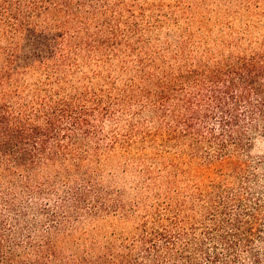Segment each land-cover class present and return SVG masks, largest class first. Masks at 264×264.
I'll list each match as a JSON object with an SVG mask.
<instances>
[{
	"label": "trees",
	"instance_id": "trees-1",
	"mask_svg": "<svg viewBox=\"0 0 264 264\" xmlns=\"http://www.w3.org/2000/svg\"><path fill=\"white\" fill-rule=\"evenodd\" d=\"M118 9L0 0V264H264V149L251 153L264 142V33L245 24L246 49L219 57L143 52L119 36ZM135 146L165 158L130 241L65 255L70 234L47 206L57 184L79 202L90 190L69 184L87 183L86 163Z\"/></svg>",
	"mask_w": 264,
	"mask_h": 264
},
{
	"label": "rangeland",
	"instance_id": "rangeland-1",
	"mask_svg": "<svg viewBox=\"0 0 264 264\" xmlns=\"http://www.w3.org/2000/svg\"><path fill=\"white\" fill-rule=\"evenodd\" d=\"M246 1L114 0L119 9L111 17L124 28L119 36L139 39V45L145 47L141 48L143 52L153 49L170 56L178 51L197 60L237 54L246 49L248 42L240 38L245 24L251 26L253 36L264 33V11L261 8L246 11ZM181 45L185 50L179 48ZM139 119L143 124L151 121L149 116ZM103 127L105 131L114 128L107 122ZM155 149L135 146L105 154L99 163H86L82 170L89 176L87 183L76 177L69 184L74 189L90 190L79 202L63 195V190L68 189L66 184H57L59 194L53 195L47 206L55 214V221H63L70 234L60 241L65 255L81 253L89 246L100 249L106 241L114 247L130 241L137 216H144L151 204L155 192L149 190L152 175L165 158L155 156ZM263 149L264 142H258L251 153L258 154ZM29 218L41 222L42 227L47 223L46 216L36 210Z\"/></svg>",
	"mask_w": 264,
	"mask_h": 264
}]
</instances>
